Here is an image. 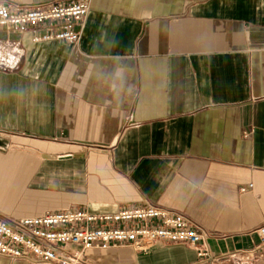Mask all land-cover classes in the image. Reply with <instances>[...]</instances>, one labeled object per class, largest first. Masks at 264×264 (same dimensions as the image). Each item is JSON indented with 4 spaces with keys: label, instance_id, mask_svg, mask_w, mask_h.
Returning a JSON list of instances; mask_svg holds the SVG:
<instances>
[{
    "label": "crops",
    "instance_id": "1",
    "mask_svg": "<svg viewBox=\"0 0 264 264\" xmlns=\"http://www.w3.org/2000/svg\"><path fill=\"white\" fill-rule=\"evenodd\" d=\"M147 204L209 257L117 244L85 264H264V0H92L74 43L0 27V217Z\"/></svg>",
    "mask_w": 264,
    "mask_h": 264
},
{
    "label": "built area",
    "instance_id": "2",
    "mask_svg": "<svg viewBox=\"0 0 264 264\" xmlns=\"http://www.w3.org/2000/svg\"><path fill=\"white\" fill-rule=\"evenodd\" d=\"M92 0H55L26 8L0 1V27L12 34L29 32L32 40L77 42ZM10 65L7 58L2 60ZM253 183L241 186L246 192ZM121 224V225H120ZM208 234L183 214L159 206L126 208L113 213H91L67 208L8 222L0 217V255L38 264H85L84 250L126 244L147 251L157 243H182L197 248ZM264 241V236L262 237Z\"/></svg>",
    "mask_w": 264,
    "mask_h": 264
}]
</instances>
